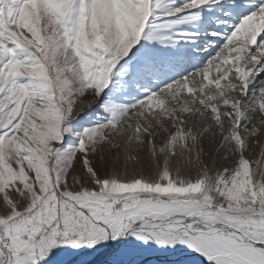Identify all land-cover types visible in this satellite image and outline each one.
I'll list each match as a JSON object with an SVG mask.
<instances>
[{"label":"snow or ice","instance_id":"obj_1","mask_svg":"<svg viewBox=\"0 0 264 264\" xmlns=\"http://www.w3.org/2000/svg\"><path fill=\"white\" fill-rule=\"evenodd\" d=\"M0 264H264V0H0Z\"/></svg>","mask_w":264,"mask_h":264}]
</instances>
